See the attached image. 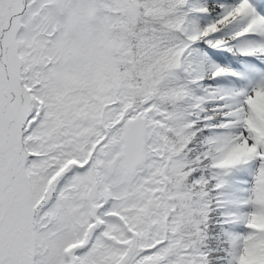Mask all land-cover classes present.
<instances>
[{"label": "snow or ice", "instance_id": "1", "mask_svg": "<svg viewBox=\"0 0 264 264\" xmlns=\"http://www.w3.org/2000/svg\"><path fill=\"white\" fill-rule=\"evenodd\" d=\"M0 264H264V0H0Z\"/></svg>", "mask_w": 264, "mask_h": 264}]
</instances>
